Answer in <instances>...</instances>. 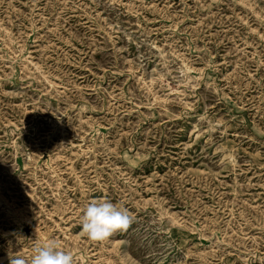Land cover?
Segmentation results:
<instances>
[{"label": "rangeland", "instance_id": "rangeland-1", "mask_svg": "<svg viewBox=\"0 0 264 264\" xmlns=\"http://www.w3.org/2000/svg\"><path fill=\"white\" fill-rule=\"evenodd\" d=\"M94 198L126 231L92 241ZM264 264V0H0V264Z\"/></svg>", "mask_w": 264, "mask_h": 264}, {"label": "clouds", "instance_id": "clouds-1", "mask_svg": "<svg viewBox=\"0 0 264 264\" xmlns=\"http://www.w3.org/2000/svg\"><path fill=\"white\" fill-rule=\"evenodd\" d=\"M81 230L92 241L104 240L116 232L126 231L133 222L129 211L106 198L91 199L80 216ZM9 264H75L71 251H65L54 238L35 239L30 259L17 253H8Z\"/></svg>", "mask_w": 264, "mask_h": 264}]
</instances>
